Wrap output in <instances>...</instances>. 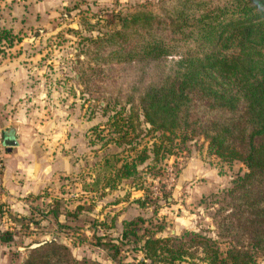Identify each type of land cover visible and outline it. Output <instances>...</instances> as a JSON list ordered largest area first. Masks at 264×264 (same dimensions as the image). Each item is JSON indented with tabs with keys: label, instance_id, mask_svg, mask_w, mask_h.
I'll use <instances>...</instances> for the list:
<instances>
[{
	"label": "trees",
	"instance_id": "16d2710c",
	"mask_svg": "<svg viewBox=\"0 0 264 264\" xmlns=\"http://www.w3.org/2000/svg\"><path fill=\"white\" fill-rule=\"evenodd\" d=\"M103 20V31L81 37L79 53L96 67L131 65V84L127 93L95 101L106 120L86 130L95 159L74 174L81 191L126 188L116 203L133 191L141 192L133 200L139 207L153 203L147 176L163 172L166 160L195 139L220 164L244 167L201 198L212 229L163 235V220L136 215L101 243L112 249L109 258L118 260L114 242L131 236V250L141 255L131 264H256L264 255V0H170L156 11L137 5ZM13 40L1 25L0 55ZM47 206L52 219L80 208L64 211L54 198ZM115 216L97 226L112 229ZM11 237L0 231V242ZM28 251L23 264H100L78 262L56 240Z\"/></svg>",
	"mask_w": 264,
	"mask_h": 264
},
{
	"label": "rangeland",
	"instance_id": "374dc122",
	"mask_svg": "<svg viewBox=\"0 0 264 264\" xmlns=\"http://www.w3.org/2000/svg\"><path fill=\"white\" fill-rule=\"evenodd\" d=\"M162 1L170 0L2 1V19L5 21L2 22V26L10 28L13 15L17 20L23 21L21 27L17 22V27L13 30L31 28L50 32L48 37L45 35L37 42H33V39L32 43H29L39 47V51L43 52L36 63L39 66L44 64V67L28 72L31 76L29 82L39 77V85L35 83L32 92L36 96L41 95L39 98L41 100L35 101V98L28 107H25L26 111L22 112L34 119L35 160L34 163L29 162L26 167L30 171L38 168L37 175L40 173L39 175L43 176L44 167L50 169L53 164L59 161L61 163L63 152L65 154L70 152L69 155L75 161V170L69 173L53 172L48 184L37 193L28 194L22 201L25 205L24 212L10 210L11 203L3 197L1 182L0 203L3 204V210L0 212L2 213L0 231L5 229L12 231L11 240L0 242V250L6 255L7 264H23L29 249L53 240L66 244L71 256L78 262L84 259L100 264H131L134 262L133 257L141 258L139 253L131 250L133 245L131 236L119 243L114 242L119 249L118 260L115 261L108 256L112 249H106L101 243L105 244L110 238L118 237L121 227H118L117 223L120 219H131L136 215L163 220L165 224L163 235H179L185 230L213 228L209 217L211 208H204L201 198L228 185L236 174L244 171V167L239 162H233L230 166L220 164L215 157L207 153L206 144L201 139L185 143L164 163V167L170 163L174 173L173 185L168 189H165L161 182L165 170L152 178L147 176L146 184L150 191L153 183H157L161 188V196L153 203L147 202L143 207L133 202L135 198L141 196L139 191L131 192L128 200L116 203L126 188L122 191L105 189L94 193L82 192L79 178L74 176L79 171L80 164L90 165L95 159L90 147L87 146L86 137L83 136V127L84 121L89 127L106 120V115H103L99 106L95 105L96 99L118 92L123 93L131 84V65L111 64L102 68L88 63L84 52L79 53L81 37L94 36L103 31V19L109 17L111 12L131 11L137 5L156 11ZM26 41L28 40L24 43ZM10 53L12 52H3L0 58L9 57L12 55ZM79 71L83 74L78 79ZM99 105H102L101 102ZM63 112L71 116L74 135L71 146L60 148L58 143L62 140L60 131L63 125ZM79 131H82V138L79 137ZM84 142L86 150L83 147ZM72 149L74 150L71 151ZM111 149L112 147L109 151ZM80 157L81 162L78 160ZM189 163L199 166L198 170ZM152 196L156 197L153 194ZM52 198L59 201L60 209L64 211L75 213V208L77 206L80 208L73 216L59 215L57 219H52L47 213L49 210L47 205ZM111 215H116L115 226L112 229L103 230L97 226L98 221ZM98 237L103 239L99 240ZM256 264H264V255L257 257Z\"/></svg>",
	"mask_w": 264,
	"mask_h": 264
},
{
	"label": "crops",
	"instance_id": "0c3cea01",
	"mask_svg": "<svg viewBox=\"0 0 264 264\" xmlns=\"http://www.w3.org/2000/svg\"><path fill=\"white\" fill-rule=\"evenodd\" d=\"M2 1L0 0V26L2 22H5L2 19ZM15 3L23 4L21 2ZM11 18V33L16 36L17 41L13 40L8 47L1 45L4 52L10 51L12 55L7 58H0V129L2 134L6 129L11 130L17 145L11 147L9 151L6 148L4 149L7 160H5L4 155V166L1 173V192L4 194L3 197L7 198L8 202L11 203L9 205L10 210L13 212H24L23 206L25 205L22 204L23 199L28 194L37 193L48 184L53 172L61 171L69 173L75 170V161L69 155L70 152L68 154L63 152L61 154L63 157L61 163L59 161L53 164L50 169L49 167H44L43 176H40V173L37 175L38 168L35 171H30L26 167L30 164L29 162L34 163L35 160L34 119L32 116L27 117L22 112L26 111L25 107H28L35 98V101L41 100L39 99L41 95L36 96L32 92L33 86L39 85V77H36L35 81L29 82L31 76L28 72L31 69L38 70L44 67V64L39 66L36 63L37 60H40L39 55L43 52L39 51V47H35L34 44L30 45L29 43H32L33 39V42H37L40 37L43 38L45 35L48 37L50 32L41 29L31 30V28L22 29L21 31L18 29L13 30V28L17 27V22L21 27L22 20H17L13 15ZM25 40L29 42L26 41L24 43ZM79 122H81V119ZM87 128V123L84 121L83 136L86 135ZM60 134H62V140H60L61 142L59 141L58 147L63 148L73 144L74 134L72 133L71 116L69 113L63 112V125L61 126ZM79 137L82 138V131H79ZM83 147L84 150L87 149L85 142ZM78 160L81 162V157ZM189 164L195 166V164ZM195 167L198 170L199 166L196 165ZM117 226H120V222L117 223ZM7 263L6 255L0 250V264Z\"/></svg>",
	"mask_w": 264,
	"mask_h": 264
},
{
	"label": "built area",
	"instance_id": "2783aa9c",
	"mask_svg": "<svg viewBox=\"0 0 264 264\" xmlns=\"http://www.w3.org/2000/svg\"><path fill=\"white\" fill-rule=\"evenodd\" d=\"M2 131L0 129V190H1V172L3 170V166H4V147L1 145V141H2ZM165 174H164V178L162 179V184L163 187L165 189H168L170 186L173 185L174 182V173H173V169H172V165L170 163H168L165 166ZM151 191L152 194L156 197L161 196V188L160 185H158L157 183H153V185L151 186Z\"/></svg>",
	"mask_w": 264,
	"mask_h": 264
},
{
	"label": "water",
	"instance_id": "95a60500",
	"mask_svg": "<svg viewBox=\"0 0 264 264\" xmlns=\"http://www.w3.org/2000/svg\"><path fill=\"white\" fill-rule=\"evenodd\" d=\"M1 145L6 148L7 151L11 149V147L16 146L17 142L15 141L11 130L6 129L3 131Z\"/></svg>",
	"mask_w": 264,
	"mask_h": 264
}]
</instances>
